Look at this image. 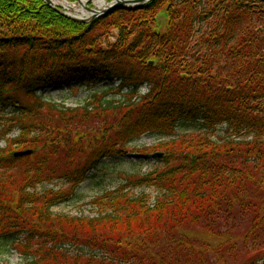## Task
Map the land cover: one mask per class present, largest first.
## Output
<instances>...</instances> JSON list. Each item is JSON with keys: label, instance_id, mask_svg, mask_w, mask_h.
I'll return each mask as SVG.
<instances>
[{"label": "trees", "instance_id": "obj_1", "mask_svg": "<svg viewBox=\"0 0 264 264\" xmlns=\"http://www.w3.org/2000/svg\"><path fill=\"white\" fill-rule=\"evenodd\" d=\"M75 87L77 107L49 94ZM0 122V257L208 264L240 241V264H264V0H153L86 24L0 0ZM146 135L154 171L121 175L94 217L53 213Z\"/></svg>", "mask_w": 264, "mask_h": 264}, {"label": "rangeland", "instance_id": "obj_2", "mask_svg": "<svg viewBox=\"0 0 264 264\" xmlns=\"http://www.w3.org/2000/svg\"><path fill=\"white\" fill-rule=\"evenodd\" d=\"M66 1L71 5H75L77 9L81 8V5H79L80 0ZM106 1L109 5L111 2H113L112 0ZM86 6L90 9L98 10L92 2H89ZM70 13L73 15L76 14V12L72 10ZM167 23L168 18L165 11L160 12L157 16L156 30L161 33L164 32L167 27ZM113 33L115 34V31ZM49 94H51V99L55 100L57 103H60L63 96H67L66 98L68 99L65 100V105L68 107H76L80 103L86 102V99L88 100L89 98L88 91L76 87L71 93H68L67 95L62 92V89L49 91ZM110 97H115V99L119 98V96L115 94H110ZM1 127L2 126L0 122V130ZM217 133L223 135L222 129L219 128ZM14 136L15 133L10 137ZM159 144V140L146 135L131 145V149L134 150V152H131L127 157L121 159L109 158L104 160L105 167L100 168V170H98L96 173H92L90 175V179L79 187L77 190V197L73 200L74 203L55 207L53 209V213L78 217H94L96 214L95 209H93L89 203L104 192L114 190L120 186L123 182L121 175H144L154 171V169L159 164V158L153 157V154H155L156 151L152 152V149L158 147ZM6 147V141L0 142L1 149H5ZM145 148H152L150 154H148L149 156H144L142 153H140V151ZM140 154L143 156H140ZM61 187V184H56L55 186L48 188L58 189ZM147 193L152 192L147 191ZM247 248L248 246L240 241H237V245L230 243V246L225 247L221 253L217 252L216 254H209L207 258L208 264H225V262L226 264H240L245 261L244 256ZM22 262L23 257L13 250L2 254L0 257V264H22Z\"/></svg>", "mask_w": 264, "mask_h": 264}, {"label": "water", "instance_id": "obj_3", "mask_svg": "<svg viewBox=\"0 0 264 264\" xmlns=\"http://www.w3.org/2000/svg\"><path fill=\"white\" fill-rule=\"evenodd\" d=\"M47 4L51 7H54V4L50 0H45ZM153 0H113L112 4L109 5L106 9L96 11L93 9H90L89 7L85 6V9L89 12L92 13V15L88 18H77V17H72L69 14L63 13L65 16L72 18L76 21L79 22H91L97 18L104 17L114 11H117L119 9H128V10H135L139 9L141 7H144L146 4L152 2ZM32 152L31 151H25V152H19L16 153V157H24L30 155Z\"/></svg>", "mask_w": 264, "mask_h": 264}, {"label": "bare ground", "instance_id": "obj_4", "mask_svg": "<svg viewBox=\"0 0 264 264\" xmlns=\"http://www.w3.org/2000/svg\"><path fill=\"white\" fill-rule=\"evenodd\" d=\"M51 1L54 3L60 4V5H63L72 11H75L77 15L82 16V17H89L90 16V14H88L86 11H84V6L87 5L89 2H93L95 7L98 10L106 9L109 6V4L107 3L106 0H80L79 5H81V8L77 9L75 5H71V4L67 3L66 0H61V1L51 0Z\"/></svg>", "mask_w": 264, "mask_h": 264}]
</instances>
